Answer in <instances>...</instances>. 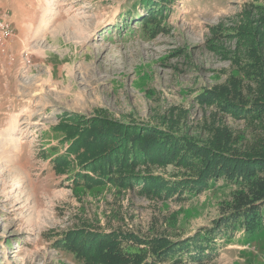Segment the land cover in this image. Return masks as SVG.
Segmentation results:
<instances>
[{
    "label": "rangeland",
    "instance_id": "rangeland-1",
    "mask_svg": "<svg viewBox=\"0 0 264 264\" xmlns=\"http://www.w3.org/2000/svg\"><path fill=\"white\" fill-rule=\"evenodd\" d=\"M144 1L0 0L13 17L0 42V264H98L62 246L89 233L140 264H264V205L231 221L264 172L252 183L210 176L199 191L185 178L198 177L200 146L180 140L203 144L226 128L235 147L263 148L264 117H234L206 93L234 77L253 98L259 77L241 50L249 32L264 44V0H153L149 25ZM106 126L174 135L179 158L125 172L105 161L90 185L73 179L84 164L53 169L91 132L109 152Z\"/></svg>",
    "mask_w": 264,
    "mask_h": 264
},
{
    "label": "trees",
    "instance_id": "trees-1",
    "mask_svg": "<svg viewBox=\"0 0 264 264\" xmlns=\"http://www.w3.org/2000/svg\"><path fill=\"white\" fill-rule=\"evenodd\" d=\"M150 1L152 2L153 0L144 1L146 4L145 7H147V5L150 6ZM163 2L165 1L163 0ZM158 6H160V4ZM147 8H149L146 14L148 18L144 20V25L155 23L156 14L159 15V12L153 11L150 7ZM153 12H156V14H153ZM254 33L255 32L247 33L245 36L247 38L246 42L243 43L241 50L243 54L250 57V61L245 63L247 68H251L254 72L253 74L255 75L256 73L259 77L254 89L250 86L248 87L250 93L253 91V98L248 99V97L243 94L241 80L234 77L231 78L232 80L228 82L227 86L219 88L223 90L216 89L206 93L210 102H216L223 110L234 117H241L247 114L254 115L257 118L264 117V44L256 39ZM249 100L251 107H247ZM135 130H137L135 127H115L111 129L106 126L102 135L108 136L109 141L112 142H109V152H107V144H105L107 140H103L102 138L101 141H99V139L97 141V138H94L92 132L90 134L88 133V137L82 136L81 139L84 140L81 141L82 145L78 141L72 142L68 150H66L67 152L58 155L54 159L53 169L57 171V173H62L65 172L67 167H70V163L73 164L74 161L80 165L84 164L88 172L75 173L73 179L76 180V183L90 185L93 184L94 181H99L101 179L95 178L94 180V178L88 174L89 172L92 174L97 173L96 176L99 175L98 178H102V176L107 174L103 170L105 161H109L111 166L113 164V168L125 172V168L128 169L134 166L136 162L140 163L147 160H156L160 162L174 160L172 158L169 159V156H173L175 159L179 158L181 148L176 149V141L171 137L174 135L165 139L163 133L155 132V134L150 133L147 134V137H144L146 134L145 129L140 131V133H136ZM216 130L217 131H214V134L207 139V142L203 144L197 142L193 145L187 138L180 139L190 143L192 145L191 148L200 146V149L196 148L198 151L194 153L198 156L197 162L200 161V163L194 165V170H196L198 177L195 179L196 177L190 176L185 178V180L191 184V187L199 191L205 189L209 185L208 179L210 176L214 175L217 177H224L226 180L255 182L256 179L252 178H256L259 172H264V146L261 145L260 147L263 148L257 151H255L256 148L241 149L234 146V136L232 135L233 137H230V131L228 129L217 128ZM67 132L69 135L71 134L69 133L70 131ZM83 135H86V133L84 132ZM142 137L144 138L142 139ZM144 139L145 141L148 140L145 144L143 143L144 141H142ZM262 144H264V142ZM71 155L72 157H70ZM182 162H187L186 164H189L194 161L187 158V160H182ZM127 174L130 177L133 176L131 172ZM252 191L253 195L246 193L240 197L238 205L235 208L236 213H234L231 218L232 223L240 221L238 215L241 213H243V215H241L243 218H249L250 216L251 218H257L259 216V207L264 205V181L257 184ZM258 201L263 203H259ZM247 204L251 206L247 207ZM254 220L255 219L251 220L249 223ZM73 240V237L68 235V237L62 241V246H64L66 250L74 253L76 257L86 259L88 262L97 261L98 264H140L139 260L134 261V257H136L134 255H137L136 253L131 254L134 256L133 258L124 253L121 249V243L118 241L120 243L118 244L116 241L117 239H113L112 237L107 236L101 240L98 234L89 233L85 235V240L80 243H76ZM161 246H163V244ZM199 248L200 247H197V249ZM200 250H202V248H200Z\"/></svg>",
    "mask_w": 264,
    "mask_h": 264
},
{
    "label": "built area",
    "instance_id": "built-area-1",
    "mask_svg": "<svg viewBox=\"0 0 264 264\" xmlns=\"http://www.w3.org/2000/svg\"><path fill=\"white\" fill-rule=\"evenodd\" d=\"M13 35L11 26L7 20V15L2 12L0 7V42Z\"/></svg>",
    "mask_w": 264,
    "mask_h": 264
},
{
    "label": "crops",
    "instance_id": "crops-1",
    "mask_svg": "<svg viewBox=\"0 0 264 264\" xmlns=\"http://www.w3.org/2000/svg\"><path fill=\"white\" fill-rule=\"evenodd\" d=\"M4 11H5V9H3ZM10 11H11V9H10ZM9 11V9H8V12H10ZM10 14V13H9ZM8 22H9V24H10V26H13L12 24H13V17H12V15H9V17H8ZM13 29V28H12Z\"/></svg>",
    "mask_w": 264,
    "mask_h": 264
}]
</instances>
